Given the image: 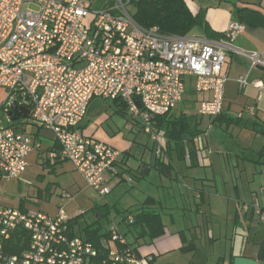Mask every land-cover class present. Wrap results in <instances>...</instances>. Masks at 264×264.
Returning <instances> with one entry per match:
<instances>
[{
    "label": "built area",
    "instance_id": "2783aa9c",
    "mask_svg": "<svg viewBox=\"0 0 264 264\" xmlns=\"http://www.w3.org/2000/svg\"><path fill=\"white\" fill-rule=\"evenodd\" d=\"M130 1L108 0L96 8L94 0H0V88L6 94L0 105L6 119L4 124L0 118V179H19L28 154L40 148L26 131L28 123L51 131L58 147L49 157L70 161L84 182L104 196L117 178H133L120 173V150L82 132L92 99L119 102L159 143L152 118L176 108L188 79L195 93L208 95L199 101L197 114L214 117L222 110L228 53L244 58L251 68H264V52L233 44L237 22L219 40L162 34L133 19ZM13 104L20 114L27 109V118L12 120ZM61 196L68 197L66 192ZM255 212L264 220V211ZM69 220L62 207L50 215L0 202V264H90L98 252L73 233ZM109 228L105 263L150 264V256L125 246L114 222ZM17 230L27 234V246L10 254L4 243Z\"/></svg>",
    "mask_w": 264,
    "mask_h": 264
},
{
    "label": "crops",
    "instance_id": "0c3cea01",
    "mask_svg": "<svg viewBox=\"0 0 264 264\" xmlns=\"http://www.w3.org/2000/svg\"><path fill=\"white\" fill-rule=\"evenodd\" d=\"M185 2L191 13L200 17L199 25L186 36L219 40L225 37L228 25L237 22L240 30L233 44L243 50L264 52V27L240 22L234 8L251 7L264 11V0ZM222 73L228 78L223 88L222 116L218 120L201 116L207 119L199 120L204 132L194 140L195 166H189V160H180L174 144L152 123L160 140L159 143L152 141L150 157L148 162L143 161V166H148L147 171L150 166L157 169L156 159L171 164L169 174L163 177L166 195L153 193L147 196L156 201L151 207H157L160 213L163 233L153 239L147 236L136 239L125 224L119 225L127 242L133 244L140 255L151 257L150 264H232L236 256L257 258L264 241V220L255 212L257 208L264 211V134L261 132L264 130V68H251L244 58L228 53ZM243 78L247 83L240 86L238 80ZM191 88L192 80L188 79L186 90ZM194 96L189 98L194 99L193 107L197 111L199 101L208 95ZM113 102L118 106L119 102ZM229 118L239 120L227 124ZM214 127L218 132L213 133L211 139L209 134L202 139L207 129ZM81 129L90 136L83 123ZM34 139L40 145L36 150L37 157L45 156L49 172L63 164L64 159L49 157L58 147L54 137L45 148L41 147L39 133ZM161 147L164 149L160 152ZM120 163L128 165L122 159ZM118 217L116 222H119ZM81 228L80 225L78 231ZM189 241L195 248L181 251ZM90 264L97 263L91 261Z\"/></svg>",
    "mask_w": 264,
    "mask_h": 264
},
{
    "label": "rangeland",
    "instance_id": "374dc122",
    "mask_svg": "<svg viewBox=\"0 0 264 264\" xmlns=\"http://www.w3.org/2000/svg\"><path fill=\"white\" fill-rule=\"evenodd\" d=\"M106 1L108 0H94V7L98 8ZM136 1L131 0L127 5L131 15L135 12ZM193 95L195 98H200L201 93ZM190 96L192 95L185 93L182 102H179L172 112L177 114L182 110L188 114L195 113L199 120L203 118L206 121L207 118L199 116L191 102H188L187 99H190ZM5 97V91L0 88V105ZM0 118L6 124L5 114L1 109ZM82 123L88 135L123 151L122 160L128 165H122L120 172L124 178L132 177L133 182L117 178L114 180L111 191L100 196L84 182L70 161L63 160L61 166L58 165L49 172L45 156L38 158L36 150H32L33 152L26 157L27 167L19 179L8 181L0 179V202L5 206L17 208L22 200L23 208L40 210L50 215H54L58 208L62 207L66 215L78 216L79 222L83 224L95 220L96 207L107 205L111 212L108 218L118 217L123 211L136 210L143 200L153 193L166 195L167 189H164L166 185L163 183L165 182L163 177H167L166 175L160 174L152 166L145 175L143 174V171L148 168L143 166V161L148 162L152 140L150 135L142 129L138 117L120 112L118 106L110 99L94 98L87 107ZM25 126L29 134L33 132L40 134L41 147L45 148L46 144L52 143L54 135L51 131L37 129L28 123ZM217 132L215 127L207 129L202 139H205L208 134L211 139L213 133ZM164 147H161L160 152ZM63 192H66L67 198L61 196ZM102 222L108 225L105 219H102ZM78 233L83 234L81 230Z\"/></svg>",
    "mask_w": 264,
    "mask_h": 264
},
{
    "label": "trees",
    "instance_id": "16d2710c",
    "mask_svg": "<svg viewBox=\"0 0 264 264\" xmlns=\"http://www.w3.org/2000/svg\"><path fill=\"white\" fill-rule=\"evenodd\" d=\"M234 8L236 17L240 22H246L250 26L254 27H264V11L251 7L234 6ZM132 16L140 26L145 28L155 26L160 33L169 35L185 36L200 23L199 15L191 13L186 5L185 0H137L135 2V12ZM185 93L192 95L195 92L191 88V90H186ZM193 100L190 98L188 102H191V105H193ZM118 106H120V112L125 111L124 106L121 104H118ZM220 116H222V113L214 116L213 118L214 120H218ZM238 120L239 118H229L226 119V123H235ZM151 122L157 126V129L163 134V136H165L167 140L174 144V149L176 150L177 156L180 160H186L187 152L189 166L196 165L194 162V155L196 152L194 148V140L204 131L201 130L200 121L195 113L187 114L184 111H181L176 115L172 112H169L164 115L154 116ZM261 132L264 134V130ZM31 135H33L34 138H37L38 132H33ZM169 166H171V164H163L158 159L155 161V167L159 173L165 175L169 174ZM22 203L23 202L21 200L19 205L20 209H23ZM155 204L156 201L154 199L147 197L142 203V206L136 210L123 211V213L118 217L119 222L115 221L117 217L108 218V215L111 213L109 211L110 207L104 205L96 207L97 211L95 213L97 217L94 221L82 224L79 222V217L75 216L70 217L69 224L73 230V233L78 235H80L78 233V228L81 225V231L83 234L80 236L94 244L98 255L92 259V261L97 264H109L105 263L104 261L107 254V245L109 246L108 240L111 237L109 226L112 222L116 224L119 232L124 236V238L125 234L122 233L119 228L121 223L125 224L128 231L135 234L136 239L145 236L153 239L163 233V224L160 213L157 210V207H151ZM128 216H132V222L128 221ZM102 219H105L108 225L103 223ZM181 238L183 243H185L186 240L183 236V233H181ZM26 243L27 234L17 230L4 243V249L10 254H18L27 246ZM116 246L118 248L124 247V245L121 246L118 244ZM125 246L131 247L135 252L137 251L136 247H134L133 244L128 243L127 240ZM194 248L193 242L189 241L185 244V246L183 245L181 247V251H192ZM137 254H139L138 251ZM259 258L264 260V241L261 242L259 247Z\"/></svg>",
    "mask_w": 264,
    "mask_h": 264
},
{
    "label": "water",
    "instance_id": "95a60500",
    "mask_svg": "<svg viewBox=\"0 0 264 264\" xmlns=\"http://www.w3.org/2000/svg\"><path fill=\"white\" fill-rule=\"evenodd\" d=\"M260 69H263L262 67H259ZM12 115V120H16L19 117L27 118L29 111L27 109H22V113L16 112V105H12V111L9 113ZM147 173V168L143 171V174L145 175ZM232 264H264V260L259 258V250L257 254V258H251L246 256H236L232 260Z\"/></svg>",
    "mask_w": 264,
    "mask_h": 264
}]
</instances>
